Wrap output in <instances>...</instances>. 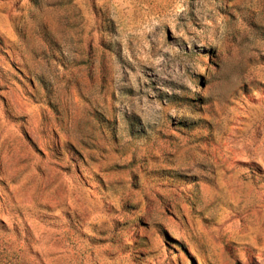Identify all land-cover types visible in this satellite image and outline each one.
Instances as JSON below:
<instances>
[{"label": "rangeland", "instance_id": "rangeland-1", "mask_svg": "<svg viewBox=\"0 0 264 264\" xmlns=\"http://www.w3.org/2000/svg\"><path fill=\"white\" fill-rule=\"evenodd\" d=\"M0 264H264V0H0Z\"/></svg>", "mask_w": 264, "mask_h": 264}]
</instances>
